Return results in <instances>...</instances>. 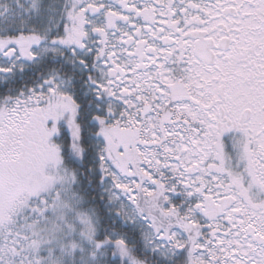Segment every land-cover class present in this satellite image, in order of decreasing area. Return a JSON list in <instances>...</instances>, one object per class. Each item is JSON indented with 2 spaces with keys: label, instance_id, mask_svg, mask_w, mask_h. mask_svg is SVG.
<instances>
[{
  "label": "snow or ice",
  "instance_id": "obj_1",
  "mask_svg": "<svg viewBox=\"0 0 264 264\" xmlns=\"http://www.w3.org/2000/svg\"><path fill=\"white\" fill-rule=\"evenodd\" d=\"M0 264H264V0H0Z\"/></svg>",
  "mask_w": 264,
  "mask_h": 264
}]
</instances>
